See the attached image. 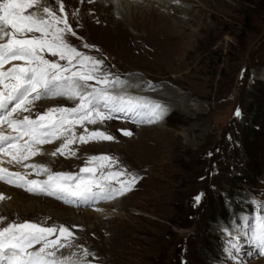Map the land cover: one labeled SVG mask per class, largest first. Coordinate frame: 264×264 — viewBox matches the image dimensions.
<instances>
[{
    "label": "rangeland",
    "instance_id": "1",
    "mask_svg": "<svg viewBox=\"0 0 264 264\" xmlns=\"http://www.w3.org/2000/svg\"><path fill=\"white\" fill-rule=\"evenodd\" d=\"M102 1L62 0L77 34L68 37L70 43L103 59L105 71L127 82L112 87L113 94L145 95L166 106L167 112L155 123L137 124L124 118L127 121L86 124L89 131H104L115 140L76 142L70 146L75 156H51L64 142L62 137L24 163L76 174L88 157L110 155L140 179L125 195L90 204L72 205L29 192L23 203L32 204L27 210L23 204L15 209L8 195L0 192L7 197L0 201V216L7 217L6 222L68 227L76 237L74 244L95 254L87 258L90 264H264V252L251 241L258 204L264 202V0H224V5L216 0H195L192 5L170 0L182 12L173 23L189 22L195 31L205 28L197 37L185 38L183 48L175 41L178 38H168L144 21L153 10L167 14L161 7L156 9L159 0H116L123 22L120 14L101 21L107 15ZM44 3L58 10L56 0ZM198 4L204 9L200 14ZM204 5L218 8L217 19ZM76 10L78 15L73 17ZM33 11L37 9H27L26 14ZM208 25L215 31L210 32ZM85 43L94 47L84 48ZM46 58L58 59L50 54ZM42 100L53 105L35 104L31 118L49 108H73L78 103L66 97ZM121 130L132 135L124 136ZM75 133L83 134L84 128L77 125ZM2 158L8 167L2 166L10 171H31L8 163L10 156ZM44 175L32 173L29 178L47 179ZM49 201L56 207L46 208ZM4 209L16 212L4 214ZM88 211L94 212L90 219ZM243 217L249 219L244 229L248 234L241 236V251L230 257L226 253L229 233L240 231ZM67 250L60 254L81 253L80 247Z\"/></svg>",
    "mask_w": 264,
    "mask_h": 264
},
{
    "label": "snow or ice",
    "instance_id": "2",
    "mask_svg": "<svg viewBox=\"0 0 264 264\" xmlns=\"http://www.w3.org/2000/svg\"><path fill=\"white\" fill-rule=\"evenodd\" d=\"M56 3L58 10L46 5L44 0H0V129L5 125L10 129L7 134L0 130V181L36 195L54 196L72 205L114 200L132 191L140 179L120 165L116 157L90 156L76 174L53 172L46 165L24 162L43 154L41 145L62 137L64 142L51 156H75L70 146L76 142L115 140L104 131H89L86 124H103L116 118L118 113L132 123H155L163 119L167 109L145 97L113 94L112 87L127 82L105 71L103 59L87 55L70 43L68 37L77 34L62 0ZM32 8L37 11L26 14ZM76 15L78 10L72 13L73 17ZM83 47L94 46L85 43ZM46 54L58 59L46 58ZM9 63L11 66L4 70ZM55 97L78 103L73 108H49L31 118L36 101ZM17 113L28 114L18 118ZM235 115H240L239 110ZM77 125L84 128V133L78 136ZM121 131L124 136L132 135L129 130ZM3 156L11 157L8 163L22 164L31 171H10L2 166ZM114 166H119V170H112ZM32 173L37 177L43 173L47 179H30ZM6 198L0 194V201ZM199 200L197 196L196 201ZM261 213H264V202L258 204L251 241L264 252V214ZM241 219L240 231L235 235L229 233L226 253L230 257L241 251V236L248 234L244 229L249 219ZM6 221L7 217L0 216V224L6 223L0 227V264H90L87 257L95 255L75 245L74 232L64 225L46 227L28 221ZM73 247H80L81 253L60 254L61 250Z\"/></svg>",
    "mask_w": 264,
    "mask_h": 264
},
{
    "label": "bare ground",
    "instance_id": "3",
    "mask_svg": "<svg viewBox=\"0 0 264 264\" xmlns=\"http://www.w3.org/2000/svg\"><path fill=\"white\" fill-rule=\"evenodd\" d=\"M104 1V3H105V8H104V12H106L107 13V15H103V16H101L100 17V20L102 21H106V20H108V21H111V18H113V17H119V14H120V9H118L119 7H120V4H119V2L118 1H116V0H103ZM102 1V2H103ZM149 2V1H151V2H154V0H141V2L140 3H142V2ZM176 1V0H175ZM174 1V2H175ZM180 1V3H182V4H187V5H192L193 3H195V0H179ZM201 1H203V0H200V1H197L198 3L199 2H201ZM216 1H218L221 5H224V4H226L225 3V1L224 0H216ZM157 3L159 4L158 6L159 7H157L156 9H159V11H161L160 10V7H161V9L163 8L164 10H167V14H164V13H159V14H156V12H155V10H153V12H152V15H151V17L150 18H148V20H144L145 22H147V23H149L150 24V26L152 27L151 29H153L154 31H156V30H158V31H162L163 32V34H166V36L168 37V38H171V39H177V40H175L176 42L177 41H179V43H180V47H184V45H186L187 44V42L185 41L186 39L185 38H191V37H193V36H196L197 37V33H199V31H201L202 29H205L204 28V26H202L201 28H199L198 29V31H195V30H193V29H191L190 28V25H189V22H186V21H184L183 22V25H181V24H177V22H178V20L179 19H177L176 18V14H182V12H181V9H179V8H177V7H175L172 3H171V1L170 0H159V1H157ZM177 3V2H176ZM139 4V3H138ZM209 4V3H208ZM135 5V4H134ZM197 6H199L200 7V10H198V12L197 13H201V12H204V9L202 8V5H200V4H198ZM204 6H206L207 8H208V6L207 5H204ZM121 8V7H120ZM138 9V8H137ZM209 10H206V11H209L210 12V16L212 17V18H215V19H217V17H218V15H217V12H219V10H218V8L216 9V7H212V6H210L209 8H208ZM144 11V10H143ZM163 11V10H162ZM158 12V11H157ZM124 13V12H123ZM122 13V14H123ZM142 13V12H141ZM192 13V12H191ZM137 14V13H136ZM193 14V13H192ZM196 14V13H195ZM219 14V13H218ZM175 17V19H177V22H174L173 23V18ZM92 18V17H91ZM107 18V19H106ZM193 18H194V16H193ZM125 20V18H124V16H122L121 14H120V22H123ZM202 20L203 21H205V18L204 17H202ZM143 21V22H144ZM105 23V22H104ZM194 23V22H193ZM103 25V24H102ZM115 25V24H114ZM212 25V24H211ZM210 25V26H211ZM181 26V27H180ZM184 26V27H183ZM209 25H208V29H209V31L210 32H212V31H215V28H212V27H210ZM200 27V26H199ZM182 28H184L183 30H182ZM120 30V29H119ZM207 30V29H206ZM185 39V40H184ZM178 43V44H179ZM198 45V44H197ZM156 48V47H155ZM157 49V48H156ZM18 62H20V63H22V61H13V62H11V63H18ZM11 63H9V64H6L5 66H4V70H7V68L8 67H10L11 66ZM142 93V92H141ZM116 95H118V94H116ZM135 95H137V94H135ZM138 97L139 96H141V95H137ZM143 96H145V95H142L141 97H143ZM50 99V98H49ZM43 101V100H42ZM42 101H36L35 102V104L36 105H43V106H51V105H53V104H48V103H43ZM47 102V101H46ZM49 108V107H48ZM34 112V111H33ZM24 114V113H23ZM20 115H22V114H20ZM2 131H4L6 134L9 132V129H7V128H3L2 129ZM50 144V143H49ZM49 144H45V145H41V148L43 149L44 148V146H49ZM95 147V146H94ZM46 148V147H45ZM47 151V150H46ZM45 152V151H44ZM45 154H48V152H45ZM41 155V154H40ZM46 156V155H45ZM38 157V156H37ZM36 157V158H37ZM47 157V156H46ZM3 159V158H2ZM48 160V159H47ZM42 162V161H41ZM40 163V162H39ZM43 163V162H42ZM37 164V163H36ZM46 164V163H45ZM3 166H5V167H8L7 165H4L3 164ZM21 169V168H20ZM44 175V174H43ZM45 176V175H44ZM34 177V176H33ZM16 189H18V190H16ZM22 189V188H21ZM19 187H15V186H9V185H7V184H5V183H1L0 182V192H4L6 195H8L7 197H8V199H9V201H10V204L16 209V207L19 205V204H23L24 203V200H25V198H27V197H29V195L28 194H30L29 192H27V191H25V193H24V191L23 190H21ZM1 193V194H2ZM31 198V197H30ZM27 200V199H26ZM47 202V201H46ZM56 205H57V203H56ZM23 206L26 208V210L30 207V206H32V204H30V205H24L23 204ZM34 207V206H33ZM47 207H56L55 205H54V203H53V201H49L48 203H46V208ZM22 208V207H21ZM32 208V207H31ZM44 208V207H43ZM24 209V208H23ZM52 209V208H51ZM49 210V209H48ZM43 211V210H42ZM51 211V210H50ZM54 212H56V211H58V210H53ZM3 212H4V214H6L7 212L8 213H11V212H16V211H14V210H11L10 212H9V210H6V209H4L3 210ZM94 213V212H93ZM92 212H90V211H88V212H86L85 214L87 215V218L88 219H90V217L92 216V215H94ZM115 217H117V216H115ZM114 217V218H115ZM74 224V223H73ZM79 226H81V227H84L83 225H79ZM80 227V228H81ZM96 227V226H95ZM81 230H82V228H81ZM84 230H85V228H84ZM87 231V230H86ZM85 232V231H84ZM83 233V232H82ZM81 235V234H80ZM102 237V236H101ZM100 237V238H101ZM104 237V236H103ZM112 237V236H111ZM103 239V238H102ZM108 239V238H107ZM116 239V238H115ZM108 241V240H107ZM87 242H89L88 240H87ZM103 242V241H102ZM120 243V242H119ZM112 244H114V242L112 243ZM98 246L99 245H97V248H98ZM107 247V246H106ZM115 247V246H114ZM104 248V247H103ZM109 249V248H108ZM69 250V249H68ZM67 250V251H68ZM71 250V249H70ZM111 250V249H110ZM113 250V249H112ZM115 250V249H114ZM118 250V249H117ZM66 251V252H67ZM65 252V253H66ZM100 252V251H99ZM105 252V251H104ZM118 252V251H117ZM120 252V251H119ZM70 253V252H69ZM92 253V252H91ZM92 257V256H91ZM88 258V257H87ZM96 262V261H95Z\"/></svg>",
    "mask_w": 264,
    "mask_h": 264
},
{
    "label": "trees",
    "instance_id": "4",
    "mask_svg": "<svg viewBox=\"0 0 264 264\" xmlns=\"http://www.w3.org/2000/svg\"><path fill=\"white\" fill-rule=\"evenodd\" d=\"M254 108H255V110H256V109L258 108V106H254ZM233 209H234V212H233V214H235V212H236L237 208H236V207H234ZM237 211H238V210H237ZM233 214H232V215H233Z\"/></svg>",
    "mask_w": 264,
    "mask_h": 264
}]
</instances>
